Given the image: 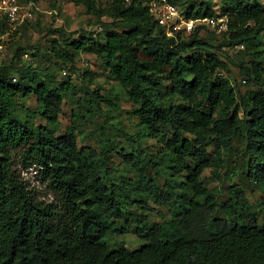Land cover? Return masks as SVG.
I'll return each mask as SVG.
<instances>
[{"label":"trees","instance_id":"obj_1","mask_svg":"<svg viewBox=\"0 0 264 264\" xmlns=\"http://www.w3.org/2000/svg\"><path fill=\"white\" fill-rule=\"evenodd\" d=\"M150 1L74 0L103 36L75 39L71 33L52 41L51 52L73 73L80 72L76 53L102 59L136 107L135 143L163 142L152 157L143 158L140 148L115 151L106 127L97 137L99 151L80 148L73 126L58 136L63 102L74 94L71 79L58 82L38 67L0 62V264H264V226L244 190L230 189L221 204L203 182L206 170L219 177L225 153L242 141L241 171L264 194V0H217L218 10L215 0H167L186 20L226 18L225 33L214 29L226 37L218 45L204 37L207 25L168 37L151 15ZM107 16L111 23L103 21ZM11 31L0 19V45ZM232 47L249 50L240 70L257 89L239 93L221 75L227 68L221 53ZM30 96L36 108L25 106ZM77 104L86 117L114 102L89 91ZM111 151L124 166L120 183L108 164ZM29 169L38 170L56 201L37 198L21 176ZM129 172L134 177L128 180ZM150 203L172 209L171 219L148 225L149 212L161 214ZM132 223L146 243L136 250L123 242L112 248L109 238L127 234Z\"/></svg>","mask_w":264,"mask_h":264},{"label":"rangeland","instance_id":"obj_2","mask_svg":"<svg viewBox=\"0 0 264 264\" xmlns=\"http://www.w3.org/2000/svg\"><path fill=\"white\" fill-rule=\"evenodd\" d=\"M192 1L200 3L202 0ZM106 2L107 0H103V3ZM219 3L217 0L213 1L216 10L219 9ZM38 6L40 10L25 26L19 29L17 28L18 26H12L13 31L1 38L0 62L9 64L13 61L18 67L27 65L38 67L51 73L55 81L58 82L71 79L74 86V94H70L69 98L63 102L58 136L64 135L66 129L73 126L76 128L80 148H94L99 151L100 145L97 137L102 133L103 128L106 127L108 138L112 141L111 147L115 151L120 147L129 151H138V148H140L145 154L143 158H146L152 157L164 149L161 141L146 140L141 145L135 143L134 135L139 123L135 116L136 107L126 98L120 85L111 78L101 58L85 51L76 53V68L80 72L73 73L67 65H64L53 56L51 52L52 41H61L63 37H68L71 33H77L74 35L75 39L82 33H90L102 37L103 29L96 25L94 17L89 15L83 6L77 5L74 0H40ZM103 21L111 23L112 20L107 16L103 18ZM204 37L208 38L214 45H218L226 39V37L223 38L217 35L214 28L209 26L204 32ZM30 47L35 48L29 49ZM15 52H18V59L14 60ZM249 53V50L243 47L225 48L221 53L227 68L220 73L239 93L257 89L255 86L245 82L246 78L240 70V61L246 62L249 60ZM89 91H98L101 95L110 97L114 105L107 106L104 104L101 111L83 117L77 100L87 97ZM25 106L36 108V98L30 96L26 99ZM37 123L44 122L41 119H37ZM243 149V142H237L234 151L225 153L223 166L217 172L219 173L220 171L219 177L216 174L214 175L211 170H206L203 174V182L206 187L215 191L221 204L229 200L230 189L236 187L243 189L259 225L264 226V207L262 206L264 194L249 182L241 171L246 161ZM119 163L120 158L114 151H111L108 164L111 167L110 171L113 178L118 183L121 182L120 178L124 174L122 173L124 166ZM128 174V180L134 177L133 173L129 172ZM148 175L157 178L155 171L152 169H148ZM21 176L39 200L48 203L57 200L47 182L39 176L37 169L23 170ZM158 181L162 186L165 179L160 175ZM150 205L160 211L161 214L155 211L149 212L148 225L171 219L172 209L168 206L158 207L152 203ZM130 208V211L134 213L133 215H139V210L134 207ZM218 217L227 218L222 211L219 212ZM120 223L118 227H125L124 222ZM109 242L112 248L117 247V243L123 242L130 250H136L146 243L136 235L133 223L127 234L111 236Z\"/></svg>","mask_w":264,"mask_h":264},{"label":"built area","instance_id":"obj_3","mask_svg":"<svg viewBox=\"0 0 264 264\" xmlns=\"http://www.w3.org/2000/svg\"><path fill=\"white\" fill-rule=\"evenodd\" d=\"M125 1L129 2L130 0ZM39 10V6L35 2L23 3L21 0H0V19L7 20L14 27L32 19ZM149 10L158 25L164 28L168 37L188 35L198 25L212 27L218 34L228 30L226 18L186 20L181 11L167 0H151ZM1 49L0 45V51Z\"/></svg>","mask_w":264,"mask_h":264}]
</instances>
